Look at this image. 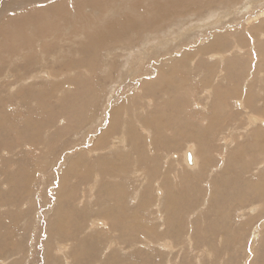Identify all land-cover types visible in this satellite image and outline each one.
I'll return each mask as SVG.
<instances>
[{"label":"rangeland","instance_id":"obj_1","mask_svg":"<svg viewBox=\"0 0 264 264\" xmlns=\"http://www.w3.org/2000/svg\"><path fill=\"white\" fill-rule=\"evenodd\" d=\"M0 3V264H264V0Z\"/></svg>","mask_w":264,"mask_h":264},{"label":"bare ground","instance_id":"obj_2","mask_svg":"<svg viewBox=\"0 0 264 264\" xmlns=\"http://www.w3.org/2000/svg\"><path fill=\"white\" fill-rule=\"evenodd\" d=\"M0 1H2V0H0ZM31 1H35V0H21V2H23V3H26V4H29ZM59 1V0H58ZM9 2V1H8ZM8 2H6V3H8ZM12 3H13V1H11ZM5 3V7H7L8 9V11H10V10H13L14 8L12 7L13 5H11V3L10 4H6ZM48 3V2H47ZM1 4V3H0ZM46 4V3H45ZM3 5V4H2ZM10 5V6H9ZM30 5V4H29ZM56 5V4H55ZM15 6H17V5H15ZM51 6H53V3H49V4H46V7H50L51 8ZM54 8V7H53ZM32 13V12H31ZM28 16V15H27ZM94 39V38H93ZM47 41V40H46ZM161 41V40H160ZM88 43V42H87ZM103 47V46H102ZM217 56V55H216ZM215 56V57H216ZM223 57L225 56V55H222ZM229 56V55H228ZM219 57V56H218ZM213 58V57H212ZM222 60V59H221ZM225 60V59H224ZM218 61V60H217ZM209 70V69H208ZM223 70V69H222ZM236 90V89H235ZM17 93V92H16ZM239 95V94H238ZM237 95V96H238ZM247 95H248V93H247ZM245 96V95H244ZM246 98V97H245ZM246 101H248V100H246ZM245 101V102H246ZM239 103V102H238ZM242 104V103H241ZM206 109V108H205ZM208 110V109H207ZM209 114H210V112H209ZM218 116V115H217ZM75 139V138H74ZM116 146V145H115ZM194 158V157H193ZM186 164V163H185ZM193 164H195V163H193ZM196 164H197V162H196ZM190 167H191V165H190ZM193 168V167H192ZM200 257V256H199Z\"/></svg>","mask_w":264,"mask_h":264}]
</instances>
